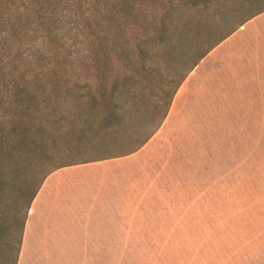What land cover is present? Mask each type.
I'll return each instance as SVG.
<instances>
[{"label":"rangeland","instance_id":"obj_1","mask_svg":"<svg viewBox=\"0 0 264 264\" xmlns=\"http://www.w3.org/2000/svg\"><path fill=\"white\" fill-rule=\"evenodd\" d=\"M169 1L176 5L173 29L165 43L157 45L152 40L148 44L153 56L150 64L159 71L148 81L157 85L168 79L162 83L166 96L183 71L182 64L172 71L173 61L181 53H185V61L188 47L205 48L215 40L204 39L207 28L220 22V16L230 13L234 17L229 25L217 27V37L233 23L264 9V0H213L198 9L189 8L185 0L137 3L144 14L156 19ZM28 4L11 0L9 10L0 13L3 97L9 95L23 70L40 73L56 63L83 64L87 57L89 39L83 17L79 16L76 29L74 15L65 11L60 17L62 26H55L58 32L51 33L35 19L32 9L26 8ZM187 21L199 24L180 28ZM259 29L263 31V27L254 26L236 37L232 52L237 56H220L227 68L228 63L251 62L247 46L252 41L264 70V58L259 56V52L264 54V34L260 35ZM136 32V28L129 29L127 35ZM225 66L218 69L224 77L221 81L228 78ZM215 76L210 65L196 81L191 76L180 88L182 82L171 100L168 120L137 152L58 170L61 179L52 187L62 190L68 204H98L106 208L108 218L107 253H58L59 264H264V97L246 95L241 89V78L248 76L244 73L235 75L236 87L222 90L213 85ZM80 78L95 82L86 72ZM250 80L257 83L259 77ZM155 92L146 94L149 103L145 108L154 110L158 102L160 112ZM166 96L162 95V101ZM59 105L66 117L62 129H50L52 137L43 143L52 149L77 144L79 130L86 128L71 101ZM6 110L0 106V130L9 125ZM62 157L65 160L68 154ZM70 180L77 182L76 191L68 187ZM2 251L0 241V257ZM9 253L10 259L3 263L0 259V264H10L13 248Z\"/></svg>","mask_w":264,"mask_h":264},{"label":"trees","instance_id":"obj_2","mask_svg":"<svg viewBox=\"0 0 264 264\" xmlns=\"http://www.w3.org/2000/svg\"><path fill=\"white\" fill-rule=\"evenodd\" d=\"M137 2L139 0H22L23 5L29 3L26 8L32 9L35 19L51 33L58 32L55 26H62L60 17L65 11L74 15L76 29L80 27L79 16L83 17L89 49L83 64L56 63L31 74L27 71L35 70H23L20 79L13 81L9 95L0 94V106L8 110L9 122L7 128L0 130L2 263L10 259L9 251L13 248L10 264H16L28 210L47 176L64 167L137 152L160 128L176 90L198 62L256 15L233 23L217 37V27L229 25L234 17L230 13L220 16V22L207 28L204 39L216 37L215 40L205 48L188 47L185 61V53L173 61L172 71L180 64L183 71L166 96L162 83L168 79H162L157 85L148 81L149 76L159 72L150 64L153 56L148 44L152 40L157 45L166 42L167 34L173 29L171 22L176 5L167 2L157 18L152 19ZM211 2L213 0L183 1L189 8L197 9ZM9 3L11 0H0V13L9 10ZM198 24L187 21L180 28ZM134 28L137 29L135 36L129 37V29ZM84 72L95 77V82L83 81L80 76ZM68 74L75 79L71 80ZM153 89L156 90L154 96L161 101L160 112L156 109L158 102L154 103V110L145 108L149 103L146 94ZM162 95L166 96L165 101ZM62 101H71L78 120L86 128L79 130L77 144L52 149L43 143L52 137L50 129H62L66 119L60 111ZM54 103L56 106H52ZM64 153L68 154L65 160Z\"/></svg>","mask_w":264,"mask_h":264},{"label":"crops","instance_id":"obj_3","mask_svg":"<svg viewBox=\"0 0 264 264\" xmlns=\"http://www.w3.org/2000/svg\"><path fill=\"white\" fill-rule=\"evenodd\" d=\"M254 26L263 27V31L259 29V34H264V11L247 20L211 49L191 71L192 75L186 76L180 88L187 84L191 76H194L196 81L201 72L212 65L217 77V81L213 84L216 87L221 90L224 87H236L235 75L244 73L248 76L241 78L243 83L241 89L248 92L246 95L249 97H264V70L261 59H258L253 50L255 46L252 41L251 45L248 43L247 46L251 55V62L247 65L245 62L242 64L232 62V64L228 63L230 67L227 68L220 58L224 53L228 56H237L238 53L232 52L236 37L243 32L249 33L248 30ZM259 56L264 58L262 52H259ZM219 59L227 69L226 81H221L224 77L218 69L224 66L219 63ZM255 76L259 77V82L252 83L250 79ZM168 118L169 116L166 115L163 122ZM58 170L46 177L30 205L16 264H59V257L56 256L58 253H107L106 208H101L98 204L84 205L83 202L78 205L74 204L76 202L68 204L62 190L52 187L53 183L61 179V174L57 175ZM69 172L72 174L73 171ZM68 187L76 191L77 182L70 180Z\"/></svg>","mask_w":264,"mask_h":264}]
</instances>
